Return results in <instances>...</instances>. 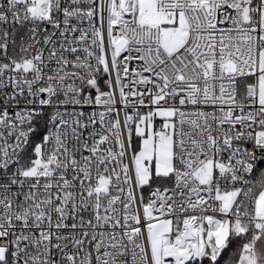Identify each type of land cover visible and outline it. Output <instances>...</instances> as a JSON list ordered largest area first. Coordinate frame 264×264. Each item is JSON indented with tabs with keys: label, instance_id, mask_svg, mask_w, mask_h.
Listing matches in <instances>:
<instances>
[{
	"label": "snow or ice",
	"instance_id": "obj_1",
	"mask_svg": "<svg viewBox=\"0 0 264 264\" xmlns=\"http://www.w3.org/2000/svg\"><path fill=\"white\" fill-rule=\"evenodd\" d=\"M0 264H264V0H0Z\"/></svg>",
	"mask_w": 264,
	"mask_h": 264
}]
</instances>
